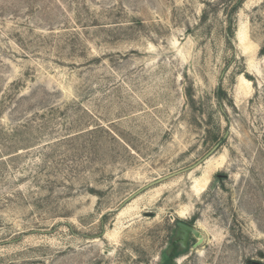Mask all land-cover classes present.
I'll use <instances>...</instances> for the list:
<instances>
[{"label":"rangeland","instance_id":"rangeland-1","mask_svg":"<svg viewBox=\"0 0 264 264\" xmlns=\"http://www.w3.org/2000/svg\"><path fill=\"white\" fill-rule=\"evenodd\" d=\"M237 2L0 0V264H166L179 220L202 243L169 264H264V0Z\"/></svg>","mask_w":264,"mask_h":264},{"label":"water","instance_id":"water-1","mask_svg":"<svg viewBox=\"0 0 264 264\" xmlns=\"http://www.w3.org/2000/svg\"><path fill=\"white\" fill-rule=\"evenodd\" d=\"M226 135H227V133L225 134L224 137H226ZM217 146H218V143L213 146V148L204 156V158L208 157L217 148ZM202 160H204V159H202ZM175 173H177V172H175ZM175 173L160 177V178L154 180L153 182H151L150 184L160 182V181L168 178L169 176H172ZM135 194L131 195L128 199L135 196ZM176 226L177 227L175 230L174 239L180 240L181 247H185L186 242H187L190 234H192L194 237L197 238L196 242L193 244L194 247H196L202 243V235H201L200 231L194 227V225H189V224L179 220L176 222Z\"/></svg>","mask_w":264,"mask_h":264},{"label":"flooded vegetation","instance_id":"flooded-vegetation-1","mask_svg":"<svg viewBox=\"0 0 264 264\" xmlns=\"http://www.w3.org/2000/svg\"><path fill=\"white\" fill-rule=\"evenodd\" d=\"M183 222L187 223L186 221H183ZM187 224H189V223H187ZM189 225H191V224H189ZM189 238H190V236H189ZM189 238H188V240L186 242V245L188 244ZM186 245H185V247H186ZM185 247H181L179 239H173L171 241V243L169 244V247L167 249V252H166L167 258H169L171 260V263H172L173 258L177 255V253L179 251H181L182 249H184Z\"/></svg>","mask_w":264,"mask_h":264},{"label":"bare ground","instance_id":"bare-ground-1","mask_svg":"<svg viewBox=\"0 0 264 264\" xmlns=\"http://www.w3.org/2000/svg\"><path fill=\"white\" fill-rule=\"evenodd\" d=\"M208 174V172L206 174H204L201 179L197 182V184L200 186L201 189L204 188L205 183H206V175Z\"/></svg>","mask_w":264,"mask_h":264},{"label":"trees","instance_id":"trees-1","mask_svg":"<svg viewBox=\"0 0 264 264\" xmlns=\"http://www.w3.org/2000/svg\"><path fill=\"white\" fill-rule=\"evenodd\" d=\"M241 2V0H238V2H237V4H239ZM236 4V5H237ZM228 29H229V31H230V33L231 34H233V29H232V23H231V20L229 21V23H228ZM176 254V253H175ZM172 258V257H171ZM169 263H171V260L169 259V258H167L166 259V264H169Z\"/></svg>","mask_w":264,"mask_h":264}]
</instances>
